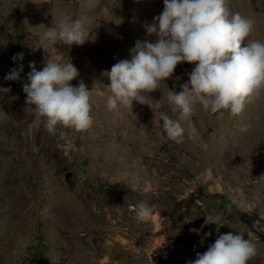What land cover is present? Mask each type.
<instances>
[{"label":"rangeland","instance_id":"obj_1","mask_svg":"<svg viewBox=\"0 0 264 264\" xmlns=\"http://www.w3.org/2000/svg\"><path fill=\"white\" fill-rule=\"evenodd\" d=\"M41 2L0 0V264H188L217 238L215 224L201 229L217 213L220 234L244 235L258 249L249 264H264V93L237 116L194 104L177 145L159 112L176 118L167 96L182 90L194 64H179L146 104L106 107L105 73L130 59L137 41L155 42L146 27L163 0ZM226 4L254 19L250 38L264 42V0ZM61 18L83 20L85 43L33 50ZM50 56L71 61L72 85L90 89L87 132L53 136L25 112L29 65L42 70ZM21 64L18 81L4 79ZM140 202L153 207L151 222H137Z\"/></svg>","mask_w":264,"mask_h":264},{"label":"clouds","instance_id":"obj_2","mask_svg":"<svg viewBox=\"0 0 264 264\" xmlns=\"http://www.w3.org/2000/svg\"><path fill=\"white\" fill-rule=\"evenodd\" d=\"M43 3L49 0L39 4ZM163 4V11L146 27L147 34L155 36V42L137 41L130 49V59L118 61L105 73L110 80L106 107L115 111L120 106L131 108L133 101L146 104L149 94L160 90L179 64H194L188 82L181 85L182 90L168 93V106L176 118L168 112H159L166 138L179 145L185 136L181 121L190 119L194 104L201 105L210 114L222 115L228 111L237 116L247 103L264 93V42L250 38L254 19L230 11L226 0H163ZM52 23L41 41L32 46L33 50H46L58 43L83 45L87 40L84 22L79 18L53 19ZM23 55L16 54L13 60L22 61ZM29 67L28 82L23 85L25 112L34 117L37 126L42 125L53 136L60 130L61 138L66 135L64 130L75 133L90 130L94 124L91 92L82 81L78 86L72 85L79 76L73 63L50 56L42 70H37L34 63ZM22 71L21 64L4 79L18 81ZM240 131L246 132L247 126ZM134 211L139 223L151 222L154 215L153 207L144 202ZM204 217L201 229L215 224L217 238L188 264H249L257 255V245L244 235L220 234V228L225 225L222 213ZM190 232L199 235L195 228ZM210 235V232L205 233L201 244Z\"/></svg>","mask_w":264,"mask_h":264}]
</instances>
